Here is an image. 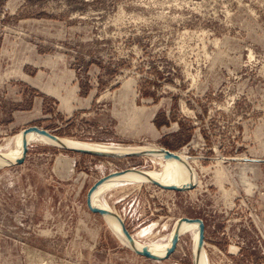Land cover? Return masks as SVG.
<instances>
[{
    "label": "rangeland",
    "instance_id": "obj_1",
    "mask_svg": "<svg viewBox=\"0 0 264 264\" xmlns=\"http://www.w3.org/2000/svg\"><path fill=\"white\" fill-rule=\"evenodd\" d=\"M27 127L184 154L192 189L105 203L136 238L199 218L208 264H264V0H0V146ZM26 149L0 165V264H194L190 234L154 260L86 206L97 180L157 162Z\"/></svg>",
    "mask_w": 264,
    "mask_h": 264
},
{
    "label": "bare ground",
    "instance_id": "obj_2",
    "mask_svg": "<svg viewBox=\"0 0 264 264\" xmlns=\"http://www.w3.org/2000/svg\"><path fill=\"white\" fill-rule=\"evenodd\" d=\"M34 142L55 145L70 150H88L112 157H126L127 155L146 156L157 162L160 168L154 171L126 169L120 172H113L97 180L89 193L88 207L100 214L113 234L124 246L132 251L137 250L159 258H167L179 237L184 234H190L193 244V263L208 264L203 247L204 237L200 242V226L197 221L177 219L171 231L160 240H152L149 237L150 227L143 230L140 234L138 233L136 238L128 230V235L125 233L124 223L117 219L118 216L114 213L115 211L111 210L104 200L107 190L135 183L140 185L143 183L154 184L156 182L157 184L155 185L161 188L172 187L179 190H190L195 187V171L191 167L193 161L190 158L163 147H134L81 142L58 136L55 138L47 130L38 127H27L22 129L19 134L11 137L3 147L0 146V165L20 164L24 158L27 143ZM165 151L170 152L171 155H167ZM141 239H147L148 242H142Z\"/></svg>",
    "mask_w": 264,
    "mask_h": 264
},
{
    "label": "water",
    "instance_id": "obj_3",
    "mask_svg": "<svg viewBox=\"0 0 264 264\" xmlns=\"http://www.w3.org/2000/svg\"><path fill=\"white\" fill-rule=\"evenodd\" d=\"M43 130H46V129H43ZM51 134V133H50ZM52 137H57L56 135H53L51 134ZM27 151V149L25 150ZM75 151H79V152H84V153H90V154H96V155H103V156H106L105 154H100L98 152H91V151H88V150H75ZM167 153V155H171L170 152L168 151H165ZM26 154V152H24V155ZM154 184H157L156 182H154ZM95 186V183L89 188V190L87 191V194H86V206L88 205V197H89V193L91 191V189ZM164 188H168V189H172V190H179L177 188H172V187H164ZM99 213H102L101 211H98ZM181 219H186V220H193V221H197L199 223V226H200V242L202 241L203 237H204V234H203V230H204V225H203V222L201 219L199 218H189V217H181ZM123 228H124V231L125 233L128 235L127 233V229L125 228L124 224H123ZM136 254H140V255H143L145 257H148V258H151V259H154V260H163V259H166V258H159V257H156V256H153L151 254H148L146 252H141V251H137L135 250L134 251ZM168 258V257H167Z\"/></svg>",
    "mask_w": 264,
    "mask_h": 264
}]
</instances>
